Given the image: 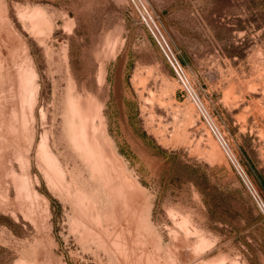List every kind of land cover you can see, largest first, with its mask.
Returning <instances> with one entry per match:
<instances>
[{
	"label": "rangeland",
	"instance_id": "obj_1",
	"mask_svg": "<svg viewBox=\"0 0 264 264\" xmlns=\"http://www.w3.org/2000/svg\"><path fill=\"white\" fill-rule=\"evenodd\" d=\"M141 2L264 204V0ZM0 264H264L262 212L131 0H0Z\"/></svg>",
	"mask_w": 264,
	"mask_h": 264
},
{
	"label": "built area",
	"instance_id": "obj_2",
	"mask_svg": "<svg viewBox=\"0 0 264 264\" xmlns=\"http://www.w3.org/2000/svg\"><path fill=\"white\" fill-rule=\"evenodd\" d=\"M131 2L136 7L138 14L141 18V21L148 27V29L151 31L152 35L154 36L155 40L157 41V43L161 47L164 55L166 56V59H167L169 65L171 66V68L174 72V75L176 77L177 82L180 84L181 88L186 91L188 96L191 98V100L196 105L197 109L199 110V112H200L203 120L205 121L206 125L208 126L209 130L211 131V133L213 134V136L215 137V139L219 143V145L222 148V150L224 151L226 157L228 158V160L230 161V163L234 167L238 176L240 177L243 184L245 185V187L248 189V191L252 195L256 205L258 206V208L260 209V211L262 212V214L264 216V204L262 203L260 198L255 194V191L253 190L252 186L250 185V183L248 182L246 177L243 175V173L239 169L238 165L235 163V161H234L232 155L230 154V151H229V149L225 143L223 136L219 133V131L216 129V127L209 120L207 113L202 108V106L199 103L194 91L191 89L182 66L179 64V62L177 61L175 56L171 53V51L164 45V43H163L164 41H163L162 37L160 36L158 29L156 27L153 28V25L151 23V17L149 15L146 7L143 5L141 0H131Z\"/></svg>",
	"mask_w": 264,
	"mask_h": 264
},
{
	"label": "trees",
	"instance_id": "obj_3",
	"mask_svg": "<svg viewBox=\"0 0 264 264\" xmlns=\"http://www.w3.org/2000/svg\"><path fill=\"white\" fill-rule=\"evenodd\" d=\"M202 196H203V200H204V203L206 205V210H207V213L209 214V216H211V218H215V208L213 207V205L210 204L209 200L207 198V193L205 191V189L202 191Z\"/></svg>",
	"mask_w": 264,
	"mask_h": 264
}]
</instances>
